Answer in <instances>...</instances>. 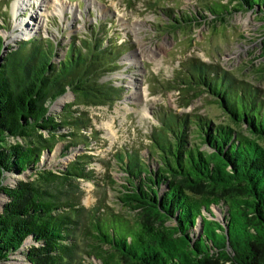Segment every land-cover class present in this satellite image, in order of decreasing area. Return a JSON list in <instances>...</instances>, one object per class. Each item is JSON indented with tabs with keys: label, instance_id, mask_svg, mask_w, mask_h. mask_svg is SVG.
<instances>
[{
	"label": "trees",
	"instance_id": "obj_1",
	"mask_svg": "<svg viewBox=\"0 0 264 264\" xmlns=\"http://www.w3.org/2000/svg\"><path fill=\"white\" fill-rule=\"evenodd\" d=\"M234 1L240 8L213 3L206 11L222 21L231 10L264 15V0ZM206 18L171 16L172 27ZM2 20L0 30H8ZM89 31L78 44L71 39L62 56L51 40L36 36L5 47L0 34V195L7 199L0 209V263L19 251L28 264H73L85 260L80 240L90 239L85 253L99 264H264V91L213 63L191 58L170 88L179 90L181 106L205 93L225 122L162 112L148 135L155 167L138 150L116 153L125 175L117 198L131 217L80 204L78 179L96 175L86 166L90 155L57 171L40 165L61 140H67L61 156L87 146L82 130L89 119L73 106L106 105L120 96L101 77L118 69L123 48L103 41L105 27ZM68 90L74 101L52 113L49 103Z\"/></svg>",
	"mask_w": 264,
	"mask_h": 264
},
{
	"label": "rangeland",
	"instance_id": "obj_2",
	"mask_svg": "<svg viewBox=\"0 0 264 264\" xmlns=\"http://www.w3.org/2000/svg\"><path fill=\"white\" fill-rule=\"evenodd\" d=\"M24 1L23 10L16 14L13 9L16 0H0V14L5 15L0 17V23L4 19L10 24L8 30H0L5 47L38 36L55 43L62 56L71 39L78 44V39L90 33V28L101 26L106 31L103 41L115 40L117 47L123 48L116 62L118 69L101 77L102 82H110L120 89V96L106 105L73 106L84 111L89 119L90 127L82 130L89 140L87 146L79 143L61 156L67 142L61 140L39 159L40 165L57 171L79 154L91 156L86 166L94 170L95 179H78L82 191L80 204L86 209L100 205L102 210L108 208L131 217L132 213L127 212L117 198L125 175L116 165L115 155L124 149L138 150L149 165L155 167L156 158L149 151L148 135L159 127L162 112L198 114L211 117L214 123L225 122L221 109L205 93L192 98L188 106H181L179 90L170 88L176 75H181V66L191 58L213 63L233 77L264 91V15L251 10H231L222 21L206 11L207 5L213 3L240 8L234 0ZM61 1L66 6L63 12L58 10ZM195 13L206 15L205 22L172 27L171 16ZM32 14H39L36 20L33 19L34 25H28L34 28L26 35L22 34L24 31L16 24L25 27L27 21H33L29 19ZM66 95L69 98L56 107L55 103ZM73 101L68 90L49 103L48 108L57 115L63 105ZM69 131L65 128L62 132ZM9 141L15 143L20 139L10 138ZM29 173L17 178L25 179ZM7 179L5 182L12 183L10 177ZM5 201L7 199L0 195V209ZM212 210L217 218L221 217L217 207ZM89 241L80 240L78 254L85 260L77 259L73 264H99L85 253L89 250ZM0 264L28 262L18 251Z\"/></svg>",
	"mask_w": 264,
	"mask_h": 264
},
{
	"label": "bare ground",
	"instance_id": "obj_3",
	"mask_svg": "<svg viewBox=\"0 0 264 264\" xmlns=\"http://www.w3.org/2000/svg\"><path fill=\"white\" fill-rule=\"evenodd\" d=\"M22 1V2H21ZM27 1H30V0H27ZM25 1L24 0H16V2H14V5H13V9L15 10L14 12H16V14H18V13H20V11H22L23 10V7H24V5H22L23 3H24ZM41 2H43V0L41 1ZM22 5V6H21ZM66 6L64 5V2H62L61 1V3L59 4V6H58V10H59V12H63V10H64V8H65ZM39 15V14H38ZM38 15L37 14H35V15H31V17H29V19L30 20H36V18L38 17ZM34 20L31 22V21H27V23H25V27L23 26L22 27V24L21 23H19L18 25L16 24V27L17 28H20L21 27V30H23L24 32H22V34H27V31H32L33 30V28H31L30 26H28L29 24L31 25V26H33L34 25ZM29 22V23H28ZM24 25V24H23ZM69 98V95H66V96H64V97H62L61 99H59L58 100V102L57 103H55V106L57 107V106H59V104L60 103H62L65 99H68Z\"/></svg>",
	"mask_w": 264,
	"mask_h": 264
}]
</instances>
